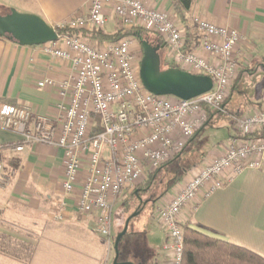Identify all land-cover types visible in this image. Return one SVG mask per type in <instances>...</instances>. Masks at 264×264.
<instances>
[{"label": "built area", "instance_id": "2783aa9c", "mask_svg": "<svg viewBox=\"0 0 264 264\" xmlns=\"http://www.w3.org/2000/svg\"><path fill=\"white\" fill-rule=\"evenodd\" d=\"M110 18L117 30L141 28L159 37L168 48V61L188 69L182 71L210 78L211 90L188 101L154 96L141 83L142 55L133 49L132 39L93 42L57 34V40L42 45L41 52L68 63L70 73L59 82L44 78L37 87L56 89L58 115H34L22 106L0 107V129L21 138L12 152H21L27 145L63 152V193L78 192L76 210L94 218V232L106 240L108 248L113 244L112 216L118 199L181 155L207 122L208 111L225 114L230 83L240 68L236 51L244 41L232 28L195 18L197 48H193L171 11L147 9L138 0H90L84 13L56 29L102 31ZM235 121L243 139L231 140L220 157L203 164L196 174L189 171L183 188L169 202L155 206L164 236L160 252L168 264H182L185 206L199 196L208 199L246 170L264 171V106L251 115L236 116ZM8 174L0 163L1 185L8 181ZM52 220L60 222L64 217L56 214Z\"/></svg>", "mask_w": 264, "mask_h": 264}, {"label": "crops", "instance_id": "0c3cea01", "mask_svg": "<svg viewBox=\"0 0 264 264\" xmlns=\"http://www.w3.org/2000/svg\"><path fill=\"white\" fill-rule=\"evenodd\" d=\"M89 1L0 0V15L15 10L20 14L35 15L54 28L72 16L84 13ZM138 1L147 9L171 11L173 14L170 0ZM190 1L187 18L191 26L193 20L198 18L215 26L232 28L244 41L236 51L241 68L239 76L229 100L224 104L225 114L230 112L234 121L235 132L223 147L218 145L209 155L200 159L190 161L184 149L177 159L183 175L189 171L196 174L203 164L220 157L231 140H242L235 117L251 115L264 106L239 103L233 112L228 106L245 74L264 76V0ZM173 17L178 21L174 14ZM102 31H118L112 18ZM190 35L192 39L188 42L187 37L188 45L197 48L193 28ZM135 44L133 49L137 50ZM200 55L210 61L208 56ZM69 73L68 63L45 56L41 46L23 47L0 38V107L22 106L34 115L56 117V105L59 103L56 89H40L37 84L44 78L59 82ZM215 116L207 117L205 125L196 131L186 145ZM20 143L18 134L0 129V163L8 170L6 174L10 172L8 181L0 184V264H112L114 257L108 256L111 248H108L104 238L94 232V218L76 210L78 192L75 191L71 196L63 193V152L41 145H27L21 152H12L11 148ZM177 174L176 179H180L182 174ZM186 181L178 189H175L174 184L166 187L155 199L156 204L169 202ZM200 197L184 207L181 216L183 227L243 248L264 259V171L246 170L208 199L202 200ZM62 204L67 208H63ZM56 214L63 215L64 220H52ZM130 227V237L126 238L124 252L130 247L134 251L128 252L126 262L149 264L143 255L145 242H141L137 236L138 226L131 224ZM159 231L164 244L160 228ZM166 261L158 251L154 264H166Z\"/></svg>", "mask_w": 264, "mask_h": 264}, {"label": "rangeland", "instance_id": "374dc122", "mask_svg": "<svg viewBox=\"0 0 264 264\" xmlns=\"http://www.w3.org/2000/svg\"><path fill=\"white\" fill-rule=\"evenodd\" d=\"M135 48L138 50L140 48L139 44H135ZM166 61L167 56L165 58V62ZM180 69L188 71V69L182 67ZM240 69L241 68L238 69L237 77L235 78V80L230 83V89L226 96L225 103L229 100L231 96L232 88L234 86L235 81L238 79ZM239 103H243L245 106H248L250 105L249 103H251L254 107L258 105H264V76L262 74L258 76H247L245 74L244 79L239 81L238 90L233 93L230 101L228 102L229 110L233 112ZM234 132V121L230 115V112L229 114H216V116L211 120L210 124L206 125L205 128L189 143V145H186L185 156L189 158L190 161L191 159H200L202 158V156H207L218 145H221L220 147H223L226 141L228 140L229 136ZM186 165H188L187 162L185 163V166ZM6 170L7 169H5V171ZM181 171L182 169L180 168L177 160L170 162L166 168H163L157 174L156 180L153 184L154 191L151 198L148 199V195L144 193L142 194L141 201L143 202L147 200H155L166 189V187H169V185L172 184V182L176 179L178 175L177 173H181L182 175L181 178L177 182H175L174 186L175 189L181 187L182 183L186 180L188 176L187 173L183 175V172ZM128 196L129 194H124L116 202V206L114 208L112 216L111 234L113 244L112 248L108 250V256L114 257V242L116 238L121 234L125 221L135 214L129 224L130 226L131 224H135L136 226H138L137 236H139V240L141 242H145V250L143 255L147 262L149 261V264H154V260L157 256V253L158 251H160V248L163 245V237L154 219L155 208L154 210H152V213L151 204H148L145 208H141L140 211H137V209L135 210L132 208L128 213H123L121 211V205ZM130 226L128 227L126 234L123 236L122 241L119 243V257L117 260V264H126V255L128 254V252L134 251V248L130 247L127 252H124L126 238L130 237ZM112 264H115L114 260L112 261ZM166 264H168L167 261Z\"/></svg>", "mask_w": 264, "mask_h": 264}, {"label": "trees", "instance_id": "16d2710c", "mask_svg": "<svg viewBox=\"0 0 264 264\" xmlns=\"http://www.w3.org/2000/svg\"><path fill=\"white\" fill-rule=\"evenodd\" d=\"M173 9V14L177 18L178 22L183 26L185 32L187 33L188 42L191 38V30L194 26H191L188 21V13L191 8L190 0H170ZM58 35H66L69 37L83 38L88 41L93 42H116L122 38H130L137 44H139L135 34L143 38V40L148 41L152 46L160 44L162 53V64L161 69H180L178 66L170 63L168 60L165 62L167 56L168 48L156 35L143 30L141 28H133L130 30H118L114 33H106L100 30H58L56 26L54 27ZM187 42V43H188ZM140 46V44H139ZM140 53H142L141 47L139 48ZM181 70V69H180ZM208 111V117L216 115ZM181 156V155H180ZM176 156L174 160L180 158ZM173 160V161H174ZM166 166L160 168L159 170L152 172L147 175L146 179L126 198V200L121 205V211L123 213H128L132 208L140 211V201L142 199V194L151 197L153 195V184L156 180L157 174ZM179 179H175L171 185L175 184ZM169 185V186H171ZM157 200L148 201L151 204V212L156 206ZM153 213V212H152ZM184 231V250L182 264H264V259L258 255L245 250L243 248L235 247L227 244L221 240L210 238L199 231L192 230L187 226L183 227ZM122 241V240H121Z\"/></svg>", "mask_w": 264, "mask_h": 264}, {"label": "water", "instance_id": "95a60500", "mask_svg": "<svg viewBox=\"0 0 264 264\" xmlns=\"http://www.w3.org/2000/svg\"><path fill=\"white\" fill-rule=\"evenodd\" d=\"M134 37L138 40L142 50L139 77L147 92L154 96H170L188 101L211 90L212 81L208 77L175 68L162 70L160 44L152 46L139 35L135 34ZM0 38L10 40L19 46L36 47L55 42L57 33L53 27L35 15L20 14L15 10H10L8 14L0 15ZM134 215L125 221L121 234L114 242L115 264L119 257V243L126 234Z\"/></svg>", "mask_w": 264, "mask_h": 264}, {"label": "flooded vegetation", "instance_id": "af4514ba", "mask_svg": "<svg viewBox=\"0 0 264 264\" xmlns=\"http://www.w3.org/2000/svg\"><path fill=\"white\" fill-rule=\"evenodd\" d=\"M148 199H150V197L148 198ZM148 201L149 200H147V203H144V202H146V201H140V208H145L147 205H148Z\"/></svg>", "mask_w": 264, "mask_h": 264}]
</instances>
